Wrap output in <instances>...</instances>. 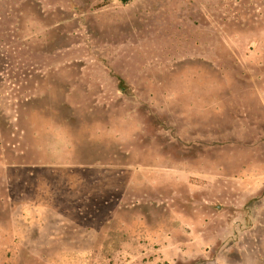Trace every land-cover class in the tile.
I'll return each mask as SVG.
<instances>
[{"label":"rangeland","instance_id":"rangeland-1","mask_svg":"<svg viewBox=\"0 0 264 264\" xmlns=\"http://www.w3.org/2000/svg\"><path fill=\"white\" fill-rule=\"evenodd\" d=\"M0 264H264V0H0Z\"/></svg>","mask_w":264,"mask_h":264},{"label":"trees","instance_id":"trees-1","mask_svg":"<svg viewBox=\"0 0 264 264\" xmlns=\"http://www.w3.org/2000/svg\"><path fill=\"white\" fill-rule=\"evenodd\" d=\"M123 4L129 3L131 0H120Z\"/></svg>","mask_w":264,"mask_h":264}]
</instances>
